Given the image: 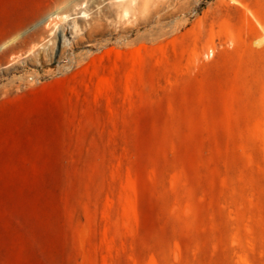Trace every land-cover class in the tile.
<instances>
[{
  "label": "rangeland",
  "instance_id": "obj_1",
  "mask_svg": "<svg viewBox=\"0 0 264 264\" xmlns=\"http://www.w3.org/2000/svg\"><path fill=\"white\" fill-rule=\"evenodd\" d=\"M0 264H264V0H0Z\"/></svg>",
  "mask_w": 264,
  "mask_h": 264
}]
</instances>
